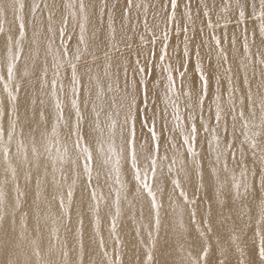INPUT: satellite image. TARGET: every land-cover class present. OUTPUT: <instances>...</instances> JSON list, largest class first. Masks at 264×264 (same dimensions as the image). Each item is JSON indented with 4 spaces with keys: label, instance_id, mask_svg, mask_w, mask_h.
Segmentation results:
<instances>
[{
    "label": "snow or ice",
    "instance_id": "1",
    "mask_svg": "<svg viewBox=\"0 0 264 264\" xmlns=\"http://www.w3.org/2000/svg\"><path fill=\"white\" fill-rule=\"evenodd\" d=\"M0 264H264V0H0Z\"/></svg>",
    "mask_w": 264,
    "mask_h": 264
},
{
    "label": "bare ground",
    "instance_id": "2",
    "mask_svg": "<svg viewBox=\"0 0 264 264\" xmlns=\"http://www.w3.org/2000/svg\"><path fill=\"white\" fill-rule=\"evenodd\" d=\"M123 235L125 236V238H126L127 241H130V242L132 241V230H131V227L127 225V222H126V226H125ZM129 258H131V253H129V255L125 257L126 261Z\"/></svg>",
    "mask_w": 264,
    "mask_h": 264
}]
</instances>
